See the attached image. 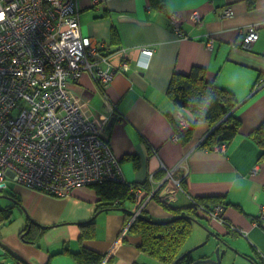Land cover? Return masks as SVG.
I'll return each instance as SVG.
<instances>
[{"label": "crops", "instance_id": "0c3cea01", "mask_svg": "<svg viewBox=\"0 0 264 264\" xmlns=\"http://www.w3.org/2000/svg\"><path fill=\"white\" fill-rule=\"evenodd\" d=\"M77 5L82 33L106 44L116 73L104 87L88 74L67 85L83 116L104 128L102 137L120 161L123 179L155 191L144 201L141 215L166 221L173 213L164 204L220 198L226 203L222 219L235 233L203 215L192 221L182 251L192 250L195 259H216L217 237H227L235 249L221 245L226 250L218 264H256L251 258L264 264V158L252 136L264 121V0H165L162 10L150 0H77ZM226 7L231 16L222 14ZM193 10L201 14L198 22L190 17ZM171 13L180 17L184 36L170 26ZM249 25L256 27L258 37L245 48L241 41ZM143 46L153 48L150 57L140 54ZM123 59L127 70L120 68ZM194 66L237 102L233 114L239 128L230 141L220 143L223 150L198 146L211 129L204 121L195 123L188 140L173 139L177 113L189 120L194 116L174 104L168 85L172 74H188ZM166 169L172 171L168 179ZM8 187L12 192H3L8 196L4 206L17 207L19 222L10 231L3 225L8 223L0 226V262L77 264L62 251L85 246L102 255L100 264H163L141 251L140 237L126 229L137 202L126 201L120 209L99 207L104 202L94 185L63 197L15 183ZM160 194H168L170 201L161 200ZM92 218L94 236L81 243L80 223ZM32 222L41 228L37 241L29 243L20 231Z\"/></svg>", "mask_w": 264, "mask_h": 264}, {"label": "built area", "instance_id": "2783aa9c", "mask_svg": "<svg viewBox=\"0 0 264 264\" xmlns=\"http://www.w3.org/2000/svg\"><path fill=\"white\" fill-rule=\"evenodd\" d=\"M0 14V194L9 182L58 197L105 180L128 183L102 137L104 128L83 116L79 99L67 85L88 74L104 87L116 73L106 44L82 33L77 0H0ZM222 14L231 16V8ZM190 17L198 22L201 14L193 10ZM169 24L185 35L176 13L170 14ZM257 37L256 27L247 26L242 46L249 48ZM139 50L148 57L153 53L150 46ZM120 68L128 69L127 60ZM176 116L175 140L190 125L184 113ZM169 177L172 171L166 169L165 179ZM129 192L139 206L126 229L155 196L142 185L130 184ZM159 197L170 201L168 194ZM222 211L223 206L216 205L209 214L224 222Z\"/></svg>", "mask_w": 264, "mask_h": 264}, {"label": "trees", "instance_id": "16d2710c", "mask_svg": "<svg viewBox=\"0 0 264 264\" xmlns=\"http://www.w3.org/2000/svg\"><path fill=\"white\" fill-rule=\"evenodd\" d=\"M150 3L157 10H162L165 0H150ZM167 93L177 107L183 108L185 111L189 110L194 116V120L188 119L189 127L179 131V138L182 141L190 138L193 126L198 121L207 122L211 127L198 145L207 149H213L214 146L222 142L230 141L238 131L240 122L233 114V109L237 103L235 98L230 92L207 81L202 68L194 66L188 74H172ZM175 127V130H178V121ZM252 136L261 146L260 158H264V121L253 131ZM93 185L100 197V202H104L99 207L105 205L108 208L120 209L126 201L135 202L133 192H129L130 183L105 180ZM132 185L135 187L140 186ZM145 188L148 190V187L145 186ZM17 200L14 201L17 202ZM17 203L19 204V200ZM225 204V201L216 197H192L189 204H164V207L173 213L171 219L153 221L147 216L141 215V211L140 215L131 222L127 231H131L140 237V242L137 246L141 251L161 263L173 264L175 261L174 264H192L195 258L191 252L186 253L184 251L185 255L180 257L184 253L182 247L190 236L192 221L203 217V215L213 219L209 214L210 211L216 205H222L224 209ZM138 206L139 204L136 205V208ZM12 209L11 205L0 207V223L11 221ZM219 216L223 218V211ZM223 220L228 231L235 233L236 230L232 229L230 222ZM80 226L81 232L78 240L81 243L85 239L94 236V218L81 222ZM40 228L39 224L32 222V224L30 223L21 230L20 234L24 241L33 243L37 241L40 235ZM62 252L71 255L77 264H100L102 260L100 253L85 246H82L76 252L67 248H64ZM251 259L256 264H259L254 258ZM15 263L19 264V261ZM0 264L6 263L0 262ZM22 264L27 263L23 262Z\"/></svg>", "mask_w": 264, "mask_h": 264}, {"label": "water", "instance_id": "95a60500", "mask_svg": "<svg viewBox=\"0 0 264 264\" xmlns=\"http://www.w3.org/2000/svg\"><path fill=\"white\" fill-rule=\"evenodd\" d=\"M29 228V227H28ZM218 238V244L214 250V254H215V257L216 259H212V258H198V259H195L194 262L192 264H198L202 261H209V262H213V263H216L218 264L220 262V259L222 258V256L224 255V252L226 249H220V246H224L226 248H229V249H235V246L232 244V240L228 239L227 237H217ZM188 252H192V250H188L186 251V253ZM185 255V252L180 256V257H183ZM179 257V258H180ZM175 263V261L173 262V264Z\"/></svg>", "mask_w": 264, "mask_h": 264}, {"label": "rangeland", "instance_id": "374dc122", "mask_svg": "<svg viewBox=\"0 0 264 264\" xmlns=\"http://www.w3.org/2000/svg\"><path fill=\"white\" fill-rule=\"evenodd\" d=\"M11 182L8 183V186H10ZM6 192L11 193L12 192V188L11 187H7L5 189ZM8 202V196L7 194L1 193L0 194V207H3L6 203ZM19 222V210L17 209V207H14L12 209V219L11 221L7 222L8 224H3L7 226V230L10 231L12 228H16L17 224ZM2 223H0V226L3 227ZM9 264V263H8Z\"/></svg>", "mask_w": 264, "mask_h": 264}, {"label": "snow or ice", "instance_id": "6c2138e0", "mask_svg": "<svg viewBox=\"0 0 264 264\" xmlns=\"http://www.w3.org/2000/svg\"><path fill=\"white\" fill-rule=\"evenodd\" d=\"M0 18H2V14H0Z\"/></svg>", "mask_w": 264, "mask_h": 264}]
</instances>
